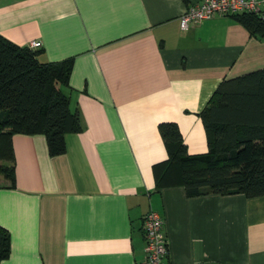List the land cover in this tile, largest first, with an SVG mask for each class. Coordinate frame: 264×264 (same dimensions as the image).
Wrapping results in <instances>:
<instances>
[{"label":"crops","instance_id":"0c3cea01","mask_svg":"<svg viewBox=\"0 0 264 264\" xmlns=\"http://www.w3.org/2000/svg\"><path fill=\"white\" fill-rule=\"evenodd\" d=\"M199 1L0 0L1 35L39 40L42 62L73 58L65 92L82 127L53 156L43 134H13L0 264H149L150 209L163 219L167 264H264V195L155 187L153 165L167 158L158 124L175 122L189 154L206 152L198 113L218 83L264 68V38L229 15L180 27Z\"/></svg>","mask_w":264,"mask_h":264},{"label":"trees","instance_id":"16d2710c","mask_svg":"<svg viewBox=\"0 0 264 264\" xmlns=\"http://www.w3.org/2000/svg\"><path fill=\"white\" fill-rule=\"evenodd\" d=\"M228 15L264 38L260 13ZM38 54L0 34V186L15 185L13 134H43L53 156L65 152L67 133L82 129L65 92L73 58L42 62ZM198 115L208 146L202 153H188L175 122L158 124L167 158L153 165L155 187L182 185L188 196L264 195V68L220 81ZM9 254L10 236L0 226V262Z\"/></svg>","mask_w":264,"mask_h":264},{"label":"built area","instance_id":"2783aa9c","mask_svg":"<svg viewBox=\"0 0 264 264\" xmlns=\"http://www.w3.org/2000/svg\"><path fill=\"white\" fill-rule=\"evenodd\" d=\"M257 12L264 16V0H200L189 5L180 15V27L187 29L190 22H200L216 14L228 15L236 12ZM38 48L39 40L28 43ZM146 259L149 264H167L168 240L164 232L163 219L159 212L150 209L142 219Z\"/></svg>","mask_w":264,"mask_h":264}]
</instances>
